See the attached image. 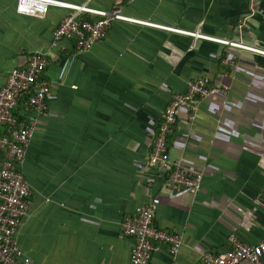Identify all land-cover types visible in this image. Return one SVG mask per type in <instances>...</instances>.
Listing matches in <instances>:
<instances>
[{
    "label": "crops",
    "instance_id": "0c3cea01",
    "mask_svg": "<svg viewBox=\"0 0 264 264\" xmlns=\"http://www.w3.org/2000/svg\"><path fill=\"white\" fill-rule=\"evenodd\" d=\"M63 1L120 8L146 23L114 20L80 52L74 40L52 47L66 9L25 16L16 0H0V90L33 52L50 55L48 108L36 115L21 164L33 193L17 240L32 264H132L135 239L122 222L154 198L155 225L181 233L184 245L174 256L157 244L150 264H201L208 252L228 251L232 236L262 242L264 55L158 25L264 50V0ZM225 51L234 57L227 72ZM202 77L230 89L182 112L170 157L202 170L203 180L198 193L175 194L152 160L156 132L173 95Z\"/></svg>",
    "mask_w": 264,
    "mask_h": 264
},
{
    "label": "built area",
    "instance_id": "2783aa9c",
    "mask_svg": "<svg viewBox=\"0 0 264 264\" xmlns=\"http://www.w3.org/2000/svg\"><path fill=\"white\" fill-rule=\"evenodd\" d=\"M176 1V0H174ZM18 14L34 17H45L51 8L59 7L69 10L59 26L54 30L52 47L62 40H74L78 51L90 50L98 41L106 37L114 20H127L146 23L126 17L121 9L107 11L87 5H77L63 0H16ZM91 14L99 19L90 21L82 18ZM175 32L184 33L196 38L209 39L222 44L250 50L264 55V50L251 46L212 38L199 32H187L176 28L161 26ZM229 58L228 62H231ZM50 64L49 52L35 51L26 65L14 68L6 84L0 90V131L8 128V134L0 139V263L32 264V259L20 248L17 240L18 231L31 210L33 188L21 168L27 147L34 134L36 116L26 126H18L14 110L24 94L33 92L30 97L36 115L48 108L51 86L42 80ZM230 87L224 83L211 84V78L202 77L187 82L186 89L173 95L166 108L160 127L157 129L152 151L155 166L168 175L170 190L177 194L184 191L196 194L202 187L203 171L184 164L173 162L169 153V137L175 132L183 111L190 112L199 99L210 97L214 93L227 94ZM191 116V115H190ZM184 139L190 134L184 132ZM161 200L154 198L137 213L127 214L122 222L124 235L135 239L132 249V264H150L157 244L168 246L170 253L176 256L184 245L181 233H171L158 228L155 215ZM231 247L222 254L208 252L201 264H240L250 261L259 264L264 260V240L258 244H249L237 236L230 239Z\"/></svg>",
    "mask_w": 264,
    "mask_h": 264
},
{
    "label": "trees",
    "instance_id": "16d2710c",
    "mask_svg": "<svg viewBox=\"0 0 264 264\" xmlns=\"http://www.w3.org/2000/svg\"><path fill=\"white\" fill-rule=\"evenodd\" d=\"M67 11H68L67 12V14H68L69 10H67ZM82 18L86 19V20H90V21H96L99 19L98 17L96 19H94L93 17H91V14H87V13L83 14ZM75 46H76V44H75ZM229 58H232L231 60L234 59L232 54H229L227 51L223 52V54L220 58V62H219L221 71L227 72V70L228 71L230 70V67L225 66V64H224L226 61L229 60ZM211 84H212V86H214L216 84V77L211 78ZM32 94H33V92H29V93L24 94L23 97L20 98L18 106L14 110V115L16 117L18 126L28 125L30 123L31 119L36 116L35 107L30 102V97ZM159 127H160V124H159L158 128ZM7 134H8V128L2 127L1 131H0V139ZM170 137H169V139H170ZM168 144H169V140H168Z\"/></svg>",
    "mask_w": 264,
    "mask_h": 264
}]
</instances>
